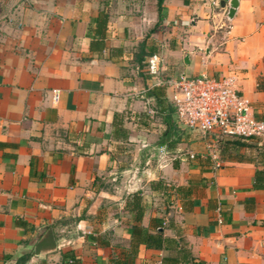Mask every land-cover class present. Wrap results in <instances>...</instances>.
Returning a JSON list of instances; mask_svg holds the SVG:
<instances>
[{
	"label": "crops",
	"instance_id": "crops-1",
	"mask_svg": "<svg viewBox=\"0 0 264 264\" xmlns=\"http://www.w3.org/2000/svg\"><path fill=\"white\" fill-rule=\"evenodd\" d=\"M229 1L161 0L157 11V0H0V264L22 254L24 264H60L63 252L78 264H107L128 247L124 201L135 191L140 224L158 218L162 234L182 236L195 260L264 264V189L252 188L249 161L256 153L241 148L248 160L218 157L214 167V138L192 131L189 146L201 151L181 154L185 128L169 89L145 71L146 57L160 52L163 73L232 75L264 118V0H236L231 17ZM114 113L124 115L123 139ZM185 185L183 197L174 187ZM48 228L55 250L33 255ZM165 254L139 245L132 264Z\"/></svg>",
	"mask_w": 264,
	"mask_h": 264
},
{
	"label": "built area",
	"instance_id": "built-area-1",
	"mask_svg": "<svg viewBox=\"0 0 264 264\" xmlns=\"http://www.w3.org/2000/svg\"><path fill=\"white\" fill-rule=\"evenodd\" d=\"M218 28L222 30V36H225L228 26L222 24ZM162 64V54L153 52L146 57L145 71L155 77L156 85L169 89L168 99L180 126L197 131L202 136L211 135L214 139H264V118L254 116L250 101L237 90L232 75H188L183 71L163 73ZM58 96L59 90L53 89L52 100L57 101ZM181 154L188 159L196 157L192 152ZM200 157L204 158L203 154H200ZM209 157L214 167L220 165L215 153H210ZM214 211L215 221L220 224L222 219L219 203Z\"/></svg>",
	"mask_w": 264,
	"mask_h": 264
},
{
	"label": "trees",
	"instance_id": "trees-1",
	"mask_svg": "<svg viewBox=\"0 0 264 264\" xmlns=\"http://www.w3.org/2000/svg\"><path fill=\"white\" fill-rule=\"evenodd\" d=\"M181 1L184 4L188 2V0ZM160 2L161 0H157V11L160 9ZM106 22L107 17L102 15V13L96 18L94 32L100 38L103 37ZM96 43H98V41H96ZM93 44L94 42L91 41L89 46L92 48ZM123 116V114L114 113L112 119V124L115 127L114 134L122 139L125 138V129L122 127ZM214 140L220 153L219 157L222 160L242 161L246 158V160H248L250 156L244 158L239 150L241 148H247L254 151L256 153L255 158L251 157V159H249V161H255L252 188L264 189V139L244 140L239 138L216 137ZM258 142L260 143L258 144ZM154 187L160 188L161 190L167 189V186L163 185L160 181L155 182ZM174 190L185 197L190 193V185L177 186L174 187ZM124 210L132 213V224L129 226V244L126 249H121L117 254H112L107 264H132L139 245L149 249L167 251V254L160 258V264H203L201 261L195 260L191 255L189 245L182 236L166 237L162 234V230H160L162 224L158 218H150L149 228H145L140 224L144 208L139 191L129 193L126 196ZM27 259L28 254H22L16 259L14 264H24ZM35 264L46 263L41 260ZM60 264H78V260L73 254L63 252L60 255Z\"/></svg>",
	"mask_w": 264,
	"mask_h": 264
},
{
	"label": "water",
	"instance_id": "water-1",
	"mask_svg": "<svg viewBox=\"0 0 264 264\" xmlns=\"http://www.w3.org/2000/svg\"><path fill=\"white\" fill-rule=\"evenodd\" d=\"M236 7V0L229 1V9L227 11V16L231 17L233 13V9ZM148 95V92L141 94V97H146ZM56 248V241L54 239V236L52 234V231L50 228H48L41 237L35 242L32 254L38 255L43 257L46 253L54 251Z\"/></svg>",
	"mask_w": 264,
	"mask_h": 264
},
{
	"label": "rangeland",
	"instance_id": "rangeland-1",
	"mask_svg": "<svg viewBox=\"0 0 264 264\" xmlns=\"http://www.w3.org/2000/svg\"><path fill=\"white\" fill-rule=\"evenodd\" d=\"M168 73V72H167ZM184 130V143H185V147H184V149L182 150V153H185L187 150H193V152H195V151H201V148H197V146H196V143L193 145V147H191V146H189V144L191 143V142H197V140H195L196 138H194V137H197L198 135L196 134V132H192V131H190V130H188V129H183ZM210 139H212V137H210ZM213 146L212 147H214V149L217 151V152H215V151H211V153H215L216 155L218 154V156L217 157H219L220 156V153H219V150L217 149V147H216V143H215V141L213 142Z\"/></svg>",
	"mask_w": 264,
	"mask_h": 264
}]
</instances>
